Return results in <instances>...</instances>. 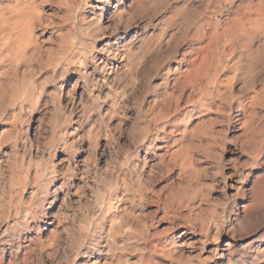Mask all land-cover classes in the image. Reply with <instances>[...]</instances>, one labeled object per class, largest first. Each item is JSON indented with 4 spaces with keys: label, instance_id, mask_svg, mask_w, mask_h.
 <instances>
[{
    "label": "rangeland",
    "instance_id": "374dc122",
    "mask_svg": "<svg viewBox=\"0 0 264 264\" xmlns=\"http://www.w3.org/2000/svg\"><path fill=\"white\" fill-rule=\"evenodd\" d=\"M227 1L0 0L3 43L20 46L0 52L3 264H245L263 250L264 16L180 87L201 58L195 28L236 21Z\"/></svg>",
    "mask_w": 264,
    "mask_h": 264
},
{
    "label": "bare ground",
    "instance_id": "6f19581e",
    "mask_svg": "<svg viewBox=\"0 0 264 264\" xmlns=\"http://www.w3.org/2000/svg\"><path fill=\"white\" fill-rule=\"evenodd\" d=\"M230 1V0H228ZM227 1V2H228ZM259 1V0H258ZM262 1L264 2V0H260L259 2L257 3H254L253 0H240V3L237 4L236 6V10L233 12V16L235 17V20L233 22V24L231 26H227V28H224L221 30L218 29V26L217 25H212L211 28H209L210 31H207L205 28H204V25H201V26H198L195 28V31L197 32L196 34V39H198V41L200 43L203 42V44H201L200 46H198L197 48H195V52L193 53V51H191V49L188 51L189 54H194V55H199L201 56L200 59L197 58V56L193 57L191 60H189L188 62V65L187 67L182 71L180 72V77H181V82H180V87L184 88V87H190V86H193L194 84V76H195V73L197 70H199V66L200 64L203 63V59L205 58V52L209 49L210 45L212 43H216V41H218V43L220 42L219 39H221L222 41H224V37H226L227 35H230V33H239L242 31L240 30H243L246 31V30H250L252 31V34L255 33V31L258 30L259 28V24H258V21L259 19L261 20L262 16H264V9L262 10ZM231 2V1H230ZM233 3V1H232ZM230 3V4H232ZM263 19V18H262ZM262 26V24H261ZM261 29V28H260ZM263 29V28H262ZM247 32V31H246ZM249 32V31H248ZM250 33V32H249ZM259 33V32H258ZM233 34H231L230 36H232ZM258 35V34H257ZM234 36V35H233ZM232 36V37H233ZM238 36V34L236 35L235 34V37ZM229 37V36H228ZM231 37V38H232ZM239 37V36H238ZM237 37V38H238ZM223 38V39H222ZM9 39V38H8ZM228 39V38H226ZM230 39V38H229ZM234 39V38H233ZM217 44V43H216ZM0 52L3 50V49H13V50H17V53H20V46L19 47H16V46H13V45H8V41H5L3 43V13L0 15ZM214 45V44H213ZM212 46V45H211ZM216 45H214L213 47L215 48ZM210 50V49H209ZM3 52V51H2ZM3 61V58H0V62ZM197 62V63H196ZM198 67V69L196 70V68ZM128 68V67H126ZM238 129V128H237ZM52 163V162H51ZM53 164V163H52ZM45 179V178H44ZM45 184H41L38 186V188L36 189V191H33L32 192V197L34 198L35 196L39 195V194H47L46 192V185H48L49 183H53L56 181V176H55V173L54 172H49V174L47 173V176H46V179H45ZM24 186V185H23ZM24 191V189H21ZM11 191V190H10ZM14 191V190H13ZM18 191V190H17ZM14 193V192H13ZM22 193V192H21ZM9 194V197L12 198L13 194L10 195ZM14 194H16V196L14 195V197L17 198L19 192H15ZM12 200V199H11ZM108 202V201H107ZM109 202H110V199H109ZM108 204V203H106ZM110 205V204H109ZM108 205V206H109ZM112 205V204H111ZM107 206V205H106ZM108 210V209H107ZM109 211V210H108ZM19 211L17 209H15V212L13 214V216H17L19 217ZM22 213V212H21ZM38 213V212H37ZM21 215V214H20ZM22 218L23 219H26L25 221H27L29 218L28 217H32L31 219H34V216H36V213L34 210H29L28 208H25L23 213H22ZM9 222V221H8ZM6 221V224H7V228L6 230L12 228V226H8L9 223ZM246 223V222H245ZM248 223V222H247ZM27 224V223H26ZM241 224V223H239ZM244 224V223H243ZM15 227H17L16 225H14ZM245 228V227H244ZM244 230H247V229H244ZM244 230H241L243 232H245ZM249 231V230H248ZM246 231V232H248ZM109 232V230H108ZM249 233V232H248ZM264 236V234H262ZM108 236V235H107ZM109 237V236H108ZM254 240V239H253ZM55 240L52 238L51 241H50V244L52 242H54ZM109 243V241H107ZM251 244V243H250ZM106 245V244H105ZM108 245V244H107ZM109 247V245H108ZM257 247V246H256ZM41 248H43V246H41ZM244 248V247H243ZM248 249V248H247ZM252 249V248H251ZM262 248H260V250H258L256 252V254L251 257L248 252L246 253V255L244 254V256H246V260H245V264H259L262 260V256L264 255V248L263 250H261ZM228 250V249H227ZM253 250V249H252ZM229 251V250H228ZM243 251V249H242ZM240 252V251H239ZM250 252V250H249ZM242 255V254H241ZM219 258L222 259V253L218 256ZM241 257V256H240ZM243 258V257H242ZM243 260V259H242ZM242 262V261H241ZM221 263V262H220ZM0 264H3V257L0 258ZM235 264V263H234ZM243 264V263H242Z\"/></svg>",
    "mask_w": 264,
    "mask_h": 264
}]
</instances>
